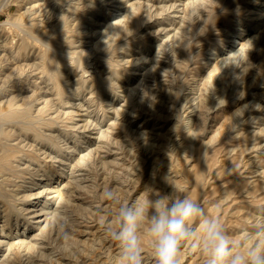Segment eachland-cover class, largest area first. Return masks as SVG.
Wrapping results in <instances>:
<instances>
[{"label":"rangeland","instance_id":"1","mask_svg":"<svg viewBox=\"0 0 264 264\" xmlns=\"http://www.w3.org/2000/svg\"><path fill=\"white\" fill-rule=\"evenodd\" d=\"M21 47L0 68L21 111L0 120V264H118L108 191L188 195L237 242L264 225V0H0V65ZM180 264H203L194 241Z\"/></svg>","mask_w":264,"mask_h":264},{"label":"clouds","instance_id":"2","mask_svg":"<svg viewBox=\"0 0 264 264\" xmlns=\"http://www.w3.org/2000/svg\"><path fill=\"white\" fill-rule=\"evenodd\" d=\"M145 192V198L131 203H120L111 191L105 193L116 204L106 235L119 247L118 264H143L145 240L156 264H180L181 246L189 241L195 242L203 264H264V225L237 242L219 217L194 198L174 191L152 199Z\"/></svg>","mask_w":264,"mask_h":264},{"label":"bare ground","instance_id":"3","mask_svg":"<svg viewBox=\"0 0 264 264\" xmlns=\"http://www.w3.org/2000/svg\"><path fill=\"white\" fill-rule=\"evenodd\" d=\"M208 1V0H207ZM203 2V1H202ZM78 9V8H77ZM76 9V10H77ZM131 10V9H130ZM125 14V13H124ZM161 14V13H160ZM124 18V17H123ZM28 20V19H27ZM60 21L61 20H63V18H60L59 19ZM128 21V20H127ZM43 22V21H42ZM62 22V21H61ZM120 22H122V21H120ZM183 22V21H182ZM185 22V21H184ZM77 23V22H76ZM122 24V23H121ZM109 26V25H108ZM70 27V26H69ZM111 27V26H110ZM16 28V27H15ZM127 28V27H126ZM185 28V27H184ZM35 29V28H34ZM50 29V28H49ZM47 30V29H46ZM77 30V29H76ZM41 32V34L40 35H45V34H47V32H42V31H40ZM40 32H38V33H40ZM25 33V32H24ZM36 33V32H35ZM37 33V34H38ZM52 33V32H51ZM25 35V34H24ZM53 35V34H52ZM47 37V36H46ZM106 38V37H105ZM167 39V38H166ZM111 41V40H110ZM14 47V46H13ZM25 47V46H24ZM25 49L26 48H17V54H15L16 56H14L13 55V52L11 51H9V53H4L5 55H4V57H7L5 60H4V63L6 62V64H3V65H0V68H3V67H5V66H7L10 62H12L11 60H15V59H19L20 58V56H23V55H21V54H24V52H25ZM117 49V48H116ZM74 54V53H73ZM3 57V58H4ZM22 58V60H24L25 58H28V56H27V54L25 55V57H21ZM20 58V59H21ZM138 60H140V59H138ZM15 62V61H14ZM20 62V61H19ZM108 63V62H107ZM12 64V63H11ZM34 64V63H33ZM17 66V65H16ZM37 68V67H36ZM37 70V69H36ZM42 71V70H41ZM43 72V74H44V72L46 73L47 71H45V70H43L42 71ZM42 72H40L41 74H42ZM24 74V73H23ZM11 75V74H10ZM41 76V75H40ZM47 76V75H46ZM11 77V76H10ZM28 78V77H27ZM48 78V77H47ZM255 78V77H254ZM10 79V78H9ZM27 80V79H26ZM48 80V79H47ZM154 80V79H153ZM17 82V81H16ZM63 82V81H62ZM61 83V82H60ZM12 85H14V84H12ZM14 87V86H13ZM4 88H5V86L3 87L2 85H1V87H0V93L1 92H3V90H4ZM66 89V88H65ZM59 92V91H58ZM58 95V94H57ZM129 95V94H128ZM131 97V96H130ZM130 97H128V99L130 98ZM131 99V98H130ZM128 101V100H127ZM130 103V102H129ZM51 104V103H50ZM91 104V103H90ZM19 109V108H18ZM51 109V108H50ZM19 112H21V111H17V110H11L10 109V107H0V120H4V119H9V118H13L14 116H16V118H17V114H19ZM22 114V113H21ZM14 119H15V117H14ZM18 119V118H17ZM12 120V119H11ZM43 120V119H42ZM7 121V120H6ZM8 122H10V121H8ZM12 122V121H11ZM95 124V123H94ZM13 126V125H12ZM88 127V126H87ZM74 128V127H73ZM72 128V129H73ZM10 132V131H9ZM8 137V136H7ZM6 137V138H7ZM55 137V136H54ZM55 140V139H54ZM56 140H58V139H56ZM103 140V139H102ZM109 150V149H108ZM147 150V149H146ZM143 156V155H142ZM15 157V156H14ZM87 157V156H86ZM13 158H12V149H8V148H5L1 143H0V175L1 174H3L10 166H9V160H12ZM14 160V159H13ZM101 165V164H100ZM76 168V167H75ZM83 168V167H82ZM44 171V170H43ZM38 172V171H37ZM30 176V175H29ZM3 178V177H2ZM33 177L31 176V180H33L32 179ZM24 179V178H23ZM29 179V180H30ZM49 180V179H48ZM8 182V181H7ZM6 182V183H7ZM4 184V183H3ZM70 184V183H69ZM5 188V187H4ZM80 188V187H79ZM81 190H82V188H81ZM67 194V195H66ZM65 195L70 199V198H72V196H71V193L69 192V193H66ZM14 195V194H13ZM33 196V195H32ZM64 196V195H63ZM13 198L15 197L16 198V196L14 195V196H12ZM25 197V196H24ZM14 198V199H15ZM26 198V197H25ZM63 198V197H62ZM68 200V199H67ZM65 201V200H64ZM69 201V200H68ZM67 201V202H68ZM0 203H2L1 205L2 206H6L5 207V210L4 211H6L8 208V206L5 204L6 202L4 201V200H1L0 201ZM4 208V207H3ZM108 211V210H107ZM5 213V212H4ZM91 215V214H90ZM7 218V217H6ZM52 218V217H51ZM97 218V217H96ZM7 222V221H6ZM67 230H69L68 228H67ZM43 231V230H42ZM104 231V230H103ZM46 234V233H45ZM44 237V236H43ZM98 240V239H97ZM11 245V244H10ZM103 246V245H102ZM12 247V246H11ZM10 252H9V254H10V256L12 255L13 256V261H14V263L15 262H18L17 260H18V257H19V255H20V253H19V249L17 248L16 250L14 249V251H12V249L11 250H9ZM33 252V251H32ZM83 253V252H82ZM71 256V255H70ZM99 256V255H98ZM102 256V255H101ZM107 256V255H106ZM110 258V257H109ZM38 259V258H37Z\"/></svg>","mask_w":264,"mask_h":264}]
</instances>
